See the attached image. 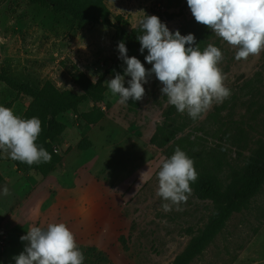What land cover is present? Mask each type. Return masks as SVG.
<instances>
[{
	"label": "rangeland",
	"instance_id": "obj_1",
	"mask_svg": "<svg viewBox=\"0 0 264 264\" xmlns=\"http://www.w3.org/2000/svg\"><path fill=\"white\" fill-rule=\"evenodd\" d=\"M129 2L107 0L115 20H123L122 34L106 25L58 17L65 28L60 32L59 27L53 31L57 35L52 36L47 28L54 15L51 9L27 0H0V74L40 88L49 74H40L33 66L45 58L52 71L59 64L66 69L55 80L64 86L58 88L81 94L69 74L78 69L77 64L64 59L57 65L61 54L38 55L36 51L72 49L69 38L73 35L84 43V48L101 49L95 62H103L106 67L102 74L106 101L95 105L87 100L77 112L59 117L66 126V136L58 149L63 161L47 176L59 187L52 191L53 197L62 206L66 202L75 205V238L84 253V264H264V187L246 207L235 206L253 150L264 145V51L237 61L232 46L195 21L187 0H155L145 14L158 16L173 33L178 30L181 35L193 34V46L201 50L209 43L221 49L223 60L219 66L231 95L193 121L186 112L181 114L167 103L161 93L163 85L152 73L143 85L142 100L129 99L120 104L119 96H112L105 83L117 73L124 75L127 67L120 58L118 43H125L129 57L135 56L148 70L152 68L145 60L147 49L140 51L137 36L142 32L132 27L144 14L132 19ZM96 29L99 40L91 37ZM104 40L108 44L97 48ZM130 79L125 76V87ZM29 104V98L0 81V105L22 117ZM177 147L194 160L198 179L190 185L192 194L179 210L173 206L172 211L164 212L161 205L165 201L156 195L155 172L134 195L135 185L148 165L155 168L156 161L170 157ZM208 182L216 191L214 195L204 190L203 184ZM4 187L9 190L7 196L3 195ZM29 189L27 183L0 185V224L27 199ZM226 209L229 215L219 224ZM63 222L73 228V221ZM21 230L13 229L14 233ZM3 254L0 252V264Z\"/></svg>",
	"mask_w": 264,
	"mask_h": 264
},
{
	"label": "clouds",
	"instance_id": "obj_2",
	"mask_svg": "<svg viewBox=\"0 0 264 264\" xmlns=\"http://www.w3.org/2000/svg\"><path fill=\"white\" fill-rule=\"evenodd\" d=\"M187 5L197 23L211 29L236 50L237 61L264 51V0H187ZM132 27H139L142 32L137 36L140 51L147 49L145 60L152 68L148 70L135 56L129 57L125 43H118L120 58L127 67L124 75L117 73L105 81L111 95L119 96L118 103L142 100L143 85L152 73L163 85L161 93L167 97V103L181 114L186 112L193 121L230 97L231 90L225 84L227 77L219 66L223 60L219 47L212 43L203 50L193 46V34L171 32L156 15L144 13ZM125 76L131 77L128 87L124 86ZM41 131L38 117L22 118L13 109L0 105V151L13 161L29 166L51 161V154L36 143ZM153 172L158 181L156 195L165 201L161 209L169 212L175 206L179 210L192 194L190 185L198 179L194 160L177 147L170 157L156 161L155 168L148 165L147 171L140 173L134 195L152 178ZM109 190L123 195L117 189ZM8 194V188L4 187L3 195ZM20 239L28 243L14 257L15 264H84L85 256L75 234L64 222L32 226Z\"/></svg>",
	"mask_w": 264,
	"mask_h": 264
},
{
	"label": "trees",
	"instance_id": "obj_3",
	"mask_svg": "<svg viewBox=\"0 0 264 264\" xmlns=\"http://www.w3.org/2000/svg\"><path fill=\"white\" fill-rule=\"evenodd\" d=\"M32 5L51 9L56 15L69 17L77 22H85L92 25H106L115 29L116 34L123 33L121 27L122 19L117 18V22L107 5V0H27ZM116 22V24L114 23ZM120 22V23H119ZM70 77L81 94L71 90H61L52 81H46L40 88H36L29 83H23L9 74H0V81L10 90L30 99V104L22 118L38 117L42 122V131L38 137L37 144L42 146L51 154V161L48 163L33 164L31 166L13 161L5 153L0 151V163L11 161L24 174H38L47 177L62 164L63 156L55 152L62 144L63 134L66 130L65 124L59 119L65 113L78 111L80 105L90 100L95 105L106 101L103 87L102 74L96 83H93L87 75L74 68L70 71ZM87 120V115H83ZM4 178L0 173V185L4 183ZM204 190L214 195L216 193L210 182L203 184ZM264 187V145L253 150V159L246 167L245 183L243 188L237 193L235 206L246 207L249 200L261 193ZM230 210L226 209L225 214L218 219L222 224L228 217Z\"/></svg>",
	"mask_w": 264,
	"mask_h": 264
},
{
	"label": "crops",
	"instance_id": "obj_4",
	"mask_svg": "<svg viewBox=\"0 0 264 264\" xmlns=\"http://www.w3.org/2000/svg\"><path fill=\"white\" fill-rule=\"evenodd\" d=\"M129 6L127 7L129 14L131 15L132 19L135 16L143 15L146 11V8L150 6L152 2L155 0H129ZM54 14V13H53ZM65 17L63 15H56L54 14L52 19L49 20V24L47 28L52 36L57 35L53 31H57L60 27V32L65 28L63 23L59 22V18ZM69 18V17H67ZM62 20V19H61ZM99 26V25H96ZM109 27V26H108ZM52 29V30H51ZM93 34V33H92ZM94 39L99 40V33L96 29L95 35L91 36ZM91 38V39H92ZM76 38L74 35L69 38V41H72V49H37L36 53L39 55L40 53L45 55V53L50 52L54 56H59L60 61H57V65L61 60L69 59L78 67V70L93 81L91 78L94 72V68L98 63L95 61L99 58L97 55L98 51L101 49H87L84 48V43L79 40H75ZM101 41V40H100ZM107 40L103 41V45L97 48L105 47L108 43ZM107 44H106V43ZM106 44V45H105ZM63 52V53H62ZM65 55V57L63 56ZM50 58V55H47ZM47 59H43L42 63L37 64V67H34L33 70L38 71L40 74H49V77L45 79L46 81H52L57 87L61 88L63 86L61 83H56L55 80L59 79L60 72L66 71L60 64L57 66L58 68L55 69L56 71H52V67L49 64H46ZM44 62V63H43ZM103 63V62H102ZM63 64V62H62ZM101 64V63H100ZM49 66V67H48ZM36 74V72H35ZM91 74V75H90ZM97 77H100L99 75ZM72 81V80H71ZM28 83V82H23ZM30 84V83H29ZM32 85V84H31ZM33 86V85H32ZM64 87V86H63ZM62 87V88H63ZM82 108V106L80 107ZM66 132L63 135L65 138ZM0 173L4 178V183H7L8 186H16L19 183H27L29 185V193L27 195V199L22 200L13 210L12 214L5 217L0 224V228L5 231L9 238V244L5 251L3 252V264H15L14 257L18 256L22 251H24L25 243L21 241L20 237L27 234V231L32 226H40L46 227L50 222H70L73 221V228L70 226V230L76 235L77 232V224H76V217L75 213V205L72 203H65L66 205L62 206L58 201V198H54L52 191L59 189L56 185L54 179L51 177H43L38 174H31L29 176L22 175L18 172L17 167L8 160H5L0 163ZM71 194V190L68 191ZM74 212V213H73ZM73 213L74 216H71ZM65 216H64V215ZM74 217V220H70ZM22 229L19 233H14V228ZM76 237V236H75Z\"/></svg>",
	"mask_w": 264,
	"mask_h": 264
},
{
	"label": "built area",
	"instance_id": "obj_5",
	"mask_svg": "<svg viewBox=\"0 0 264 264\" xmlns=\"http://www.w3.org/2000/svg\"><path fill=\"white\" fill-rule=\"evenodd\" d=\"M105 64L101 63L100 65H96L94 68L93 76L91 77L93 81L96 83L99 80V77L95 78L96 75L99 76L102 74L105 70ZM56 153H58V149L55 150ZM9 244V238L8 235L5 233L3 229L0 228V252H4Z\"/></svg>",
	"mask_w": 264,
	"mask_h": 264
}]
</instances>
